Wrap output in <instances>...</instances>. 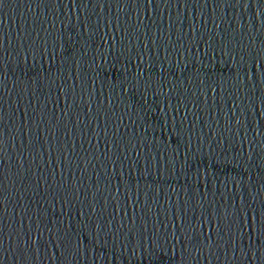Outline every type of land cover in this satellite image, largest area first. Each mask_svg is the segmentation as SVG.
Returning a JSON list of instances; mask_svg holds the SVG:
<instances>
[{
  "label": "water",
  "instance_id": "obj_1",
  "mask_svg": "<svg viewBox=\"0 0 264 264\" xmlns=\"http://www.w3.org/2000/svg\"><path fill=\"white\" fill-rule=\"evenodd\" d=\"M210 264H264V0H242L232 141Z\"/></svg>",
  "mask_w": 264,
  "mask_h": 264
}]
</instances>
